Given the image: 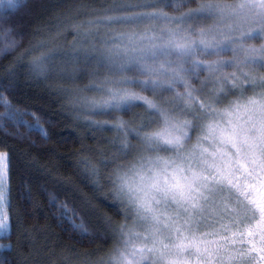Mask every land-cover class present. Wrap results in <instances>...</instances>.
<instances>
[{"label": "snow or ice", "instance_id": "6c2138e0", "mask_svg": "<svg viewBox=\"0 0 264 264\" xmlns=\"http://www.w3.org/2000/svg\"><path fill=\"white\" fill-rule=\"evenodd\" d=\"M22 7L23 0H0V55L20 46L13 37L24 35L23 18H15ZM72 11L71 45L59 42L67 25L56 16L3 67L0 128L29 139L20 128L35 114L9 99L26 68L28 79L67 101L91 139L112 133L82 146L79 165L85 180L107 189L100 199L113 215L93 212L90 226L48 193L56 227L69 239L111 247L98 248L97 259L70 247L71 255L53 261L35 228L13 216L5 144L0 264H264V0H105Z\"/></svg>", "mask_w": 264, "mask_h": 264}, {"label": "trees", "instance_id": "16d2710c", "mask_svg": "<svg viewBox=\"0 0 264 264\" xmlns=\"http://www.w3.org/2000/svg\"><path fill=\"white\" fill-rule=\"evenodd\" d=\"M111 2V0H109ZM26 7H22L15 14V18H23L25 29L23 37L14 36L20 40V46L13 52L0 55V77L3 76V67L14 63L17 58L29 48L30 41L36 43L38 37L33 33L37 29H46L56 16L66 22V31L59 41L67 46L75 40L72 25L78 21L74 7L88 4H102L105 0H23ZM194 6V5H192ZM170 13L171 9H166ZM81 20L85 17L81 16ZM27 63V59L24 60ZM19 86L9 96L13 104L22 111L27 110L33 115L23 119L27 125L20 128L22 133L28 134L29 139L23 143L5 135L0 128V146L8 145L12 149V213L19 215L24 226L31 231L35 242L41 247L47 245L51 250V259L59 261L64 256L71 255L68 248L75 247L79 252L96 253L92 259H97L111 247V241L104 243L96 241L94 244H80L75 239H69L60 227H56L53 219L59 213L50 206L48 193H55L59 201H66L69 208H75L90 226L95 225L93 212L113 215L112 207L100 197L107 194L98 191L92 184L85 180L79 165V153L82 146L94 147L101 137H111V132H96L97 140L91 139L92 130L84 126V121L72 118L66 100H59L51 94V89L45 83H37L26 76L27 69L21 68ZM87 81L79 82L81 86ZM63 87H72L65 84ZM0 107V112H3ZM38 118V120H37ZM103 120L106 117H94ZM131 116L125 115L124 119ZM43 126L48 133V138L43 137L39 127ZM9 130L13 131L12 125ZM31 193L30 204L28 193ZM28 213L29 215H26ZM51 226V227H49ZM16 235L13 236L15 241ZM4 242H7L6 240ZM59 245V247H57ZM103 251L97 252V249Z\"/></svg>", "mask_w": 264, "mask_h": 264}]
</instances>
